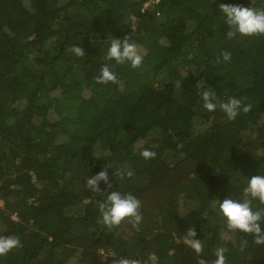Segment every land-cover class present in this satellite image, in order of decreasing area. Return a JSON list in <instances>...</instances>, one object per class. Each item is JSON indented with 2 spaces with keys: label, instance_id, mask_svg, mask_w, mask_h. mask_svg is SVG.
<instances>
[{
  "label": "trees",
  "instance_id": "1",
  "mask_svg": "<svg viewBox=\"0 0 264 264\" xmlns=\"http://www.w3.org/2000/svg\"><path fill=\"white\" fill-rule=\"evenodd\" d=\"M219 3L264 8L0 0V236L20 240L0 264H151L153 253L157 264H215L221 247L225 264H264V244L211 206L264 174V34L228 36ZM112 37L137 46L140 67L107 57ZM105 65L114 82L97 80ZM209 89L218 105L236 98L251 110L231 121L208 111ZM102 168L111 188L92 193L85 181ZM113 190L137 198L139 224L103 225L99 204ZM193 228L199 254L186 243Z\"/></svg>",
  "mask_w": 264,
  "mask_h": 264
},
{
  "label": "clouds",
  "instance_id": "2",
  "mask_svg": "<svg viewBox=\"0 0 264 264\" xmlns=\"http://www.w3.org/2000/svg\"><path fill=\"white\" fill-rule=\"evenodd\" d=\"M219 12L222 14L225 24L231 29L227 35L239 34L241 36H251L264 34V8H254L249 5L239 3H219ZM71 51L78 57H82L84 50L80 46H73ZM106 55L117 64L127 62L130 67L138 68L142 64L143 56L137 46L127 39L113 38L109 42ZM223 59L228 61L230 54L225 52ZM100 83L114 82L116 74L105 65L97 77ZM203 107L208 111H214L219 107L225 117L231 121L241 112L247 113L251 110V105H242L241 100L230 98L227 102H216L215 93L212 90H205L201 93ZM156 153L150 149H144L141 156L145 159L154 157ZM102 168L95 175L88 176L85 181V188L92 193H103L99 185L105 184L111 188L108 170ZM130 175V173H128ZM243 195L239 198L231 196L223 199H212V207L217 210L225 219L226 227L231 231L251 234L254 243L264 244V208L254 209L253 201L264 204V174H256L247 178L242 189ZM139 201L132 194H122L119 191H109L103 202L99 204L101 222L108 228L119 225L125 219L133 224H139L141 215L139 212ZM196 231L190 229L187 232L186 243L191 249L199 254L203 249L201 239L196 238ZM246 243V242H244ZM20 244V240L15 235L0 236V257L7 254ZM243 247V244H242ZM225 249H216L215 264H225ZM151 264H157L156 255L150 254ZM117 264H130L127 259L121 258Z\"/></svg>",
  "mask_w": 264,
  "mask_h": 264
},
{
  "label": "rangeland",
  "instance_id": "3",
  "mask_svg": "<svg viewBox=\"0 0 264 264\" xmlns=\"http://www.w3.org/2000/svg\"><path fill=\"white\" fill-rule=\"evenodd\" d=\"M245 5H249V4L245 3ZM249 6H250V5H249ZM142 20H143V19H142ZM141 24H143V26H147V28H150L149 23H148L147 21H145V20H143ZM186 41H187V39H184V42H183V43H186ZM1 203H2V201L0 200V204H1Z\"/></svg>",
  "mask_w": 264,
  "mask_h": 264
}]
</instances>
